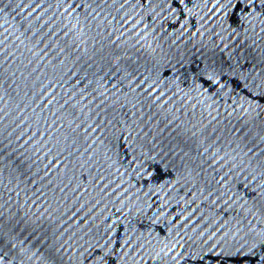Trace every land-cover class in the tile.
Listing matches in <instances>:
<instances>
[{"label": "water", "instance_id": "obj_1", "mask_svg": "<svg viewBox=\"0 0 264 264\" xmlns=\"http://www.w3.org/2000/svg\"><path fill=\"white\" fill-rule=\"evenodd\" d=\"M0 264H264V0H0Z\"/></svg>", "mask_w": 264, "mask_h": 264}]
</instances>
